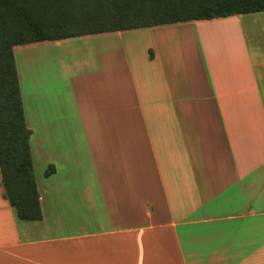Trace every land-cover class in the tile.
<instances>
[{
  "label": "crops",
  "instance_id": "obj_1",
  "mask_svg": "<svg viewBox=\"0 0 264 264\" xmlns=\"http://www.w3.org/2000/svg\"><path fill=\"white\" fill-rule=\"evenodd\" d=\"M241 19L74 62L75 38L22 45L48 66L30 114L19 84L41 219L18 220L0 184V264H264V55Z\"/></svg>",
  "mask_w": 264,
  "mask_h": 264
},
{
  "label": "trees",
  "instance_id": "obj_2",
  "mask_svg": "<svg viewBox=\"0 0 264 264\" xmlns=\"http://www.w3.org/2000/svg\"><path fill=\"white\" fill-rule=\"evenodd\" d=\"M259 12L264 0H0V184L17 219L41 210L14 47Z\"/></svg>",
  "mask_w": 264,
  "mask_h": 264
},
{
  "label": "rangeland",
  "instance_id": "obj_3",
  "mask_svg": "<svg viewBox=\"0 0 264 264\" xmlns=\"http://www.w3.org/2000/svg\"><path fill=\"white\" fill-rule=\"evenodd\" d=\"M241 27L243 30L244 38L249 48V52L254 60H256V54L264 55V12L252 13L247 15H242L241 19ZM153 30L156 29H139L132 30L128 32H124L122 36H118L117 34L110 35H92L90 37L85 38H75L68 40V42L64 46H68L69 49H65L63 51L65 60L68 62H74V60L84 57L87 53L91 52L92 54L97 50L101 51L99 46V42H108L111 44H120L129 47H132L139 52L143 49L144 45L150 44L152 45V40L158 32ZM172 37L187 40L190 38V31L186 29H179L176 32L173 29H163V35H170ZM170 38V36H169ZM90 43V50L88 51L84 43ZM126 47V49H129ZM151 49V48H150ZM62 51L60 49L51 48V59L59 56V52ZM69 52H73L70 54ZM148 52V51H147ZM36 52H32L31 47L26 46H18L13 49L14 61L16 71L19 77V84L22 91V96L24 98V106L27 114H30L31 108V80H32V72H36L35 67H40V71H44L45 74L48 72L47 63L44 61L40 62L37 65L33 61V55ZM41 53V52H38ZM46 58V55H45ZM261 72V70H260ZM46 79V78H45ZM47 82V81H46ZM264 87V84L261 83V88ZM48 166L45 167L44 171ZM36 171H39L36 165ZM44 174V172H43Z\"/></svg>",
  "mask_w": 264,
  "mask_h": 264
}]
</instances>
